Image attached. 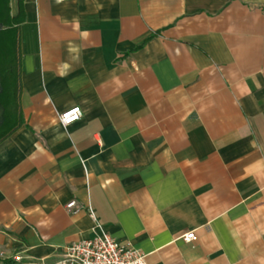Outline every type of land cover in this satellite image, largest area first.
I'll return each mask as SVG.
<instances>
[{
  "label": "crops",
  "instance_id": "1",
  "mask_svg": "<svg viewBox=\"0 0 264 264\" xmlns=\"http://www.w3.org/2000/svg\"><path fill=\"white\" fill-rule=\"evenodd\" d=\"M12 34L0 264H54L89 209L145 264H264V0H21Z\"/></svg>",
  "mask_w": 264,
  "mask_h": 264
},
{
  "label": "built area",
  "instance_id": "2",
  "mask_svg": "<svg viewBox=\"0 0 264 264\" xmlns=\"http://www.w3.org/2000/svg\"><path fill=\"white\" fill-rule=\"evenodd\" d=\"M81 116L80 108L72 107L61 112L58 119L60 125L67 128L79 121ZM74 207V201L66 205L68 210ZM88 213L94 222L93 237L67 246L60 259L54 264H145V256L141 252L135 250L128 242L122 244L115 241L96 221L90 209ZM181 240L186 244L193 243L196 241L195 232L184 234ZM2 258L4 254L0 252V259ZM12 259L20 261L19 256H14Z\"/></svg>",
  "mask_w": 264,
  "mask_h": 264
},
{
  "label": "trees",
  "instance_id": "3",
  "mask_svg": "<svg viewBox=\"0 0 264 264\" xmlns=\"http://www.w3.org/2000/svg\"><path fill=\"white\" fill-rule=\"evenodd\" d=\"M18 15L10 16L9 0H0V140L5 138L20 123L16 99V68L13 51L15 37L12 34L21 21V0H18ZM11 34V35H10Z\"/></svg>",
  "mask_w": 264,
  "mask_h": 264
},
{
  "label": "rangeland",
  "instance_id": "4",
  "mask_svg": "<svg viewBox=\"0 0 264 264\" xmlns=\"http://www.w3.org/2000/svg\"><path fill=\"white\" fill-rule=\"evenodd\" d=\"M2 19H3V15L1 14V15H0V21H1ZM12 51H13V52H12V53H13L12 56H13L14 59H15V60H14V66H15V68H17V52H15V50H12Z\"/></svg>",
  "mask_w": 264,
  "mask_h": 264
}]
</instances>
